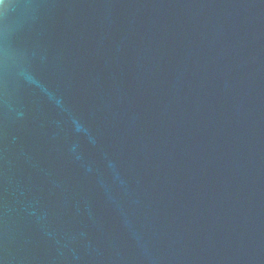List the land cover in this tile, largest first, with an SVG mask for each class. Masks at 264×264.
I'll use <instances>...</instances> for the list:
<instances>
[{
    "label": "water",
    "instance_id": "1",
    "mask_svg": "<svg viewBox=\"0 0 264 264\" xmlns=\"http://www.w3.org/2000/svg\"><path fill=\"white\" fill-rule=\"evenodd\" d=\"M0 264H264V0H0Z\"/></svg>",
    "mask_w": 264,
    "mask_h": 264
}]
</instances>
